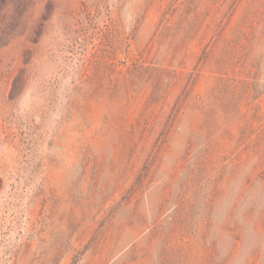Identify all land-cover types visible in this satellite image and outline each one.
Listing matches in <instances>:
<instances>
[{"label": "rangeland", "instance_id": "1", "mask_svg": "<svg viewBox=\"0 0 264 264\" xmlns=\"http://www.w3.org/2000/svg\"><path fill=\"white\" fill-rule=\"evenodd\" d=\"M0 264H264V0H0Z\"/></svg>", "mask_w": 264, "mask_h": 264}]
</instances>
